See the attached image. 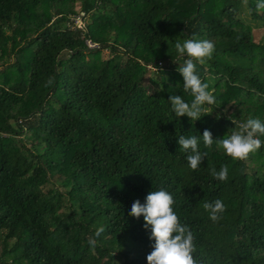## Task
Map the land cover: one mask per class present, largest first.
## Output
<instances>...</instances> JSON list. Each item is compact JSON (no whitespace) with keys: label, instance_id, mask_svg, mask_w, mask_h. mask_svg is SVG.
<instances>
[{"label":"trees","instance_id":"16d2710c","mask_svg":"<svg viewBox=\"0 0 264 264\" xmlns=\"http://www.w3.org/2000/svg\"><path fill=\"white\" fill-rule=\"evenodd\" d=\"M242 4L0 0V264H148L155 240L131 207L161 188L193 232L198 264H264V143L239 160L200 137L207 157L196 170L178 144L264 121V41L239 19ZM245 4L264 24L257 0ZM75 15L88 19L84 31ZM177 37L215 44L204 63L213 73L197 63L215 104L195 122L168 101L194 99L177 71L188 58ZM224 165L222 182L211 169ZM217 199L226 211L213 222L203 205Z\"/></svg>","mask_w":264,"mask_h":264},{"label":"clouds","instance_id":"9594fccd","mask_svg":"<svg viewBox=\"0 0 264 264\" xmlns=\"http://www.w3.org/2000/svg\"><path fill=\"white\" fill-rule=\"evenodd\" d=\"M256 8L258 11L264 9V0H257ZM175 49L179 55L186 54L188 57L177 71L183 77L184 91L190 92L194 99L189 103L181 95H175L171 96L168 101L177 117L187 116L190 121L195 122L209 111L205 105L215 104V97L208 90V84L203 83L197 73V63L202 65L206 58H211L215 44L212 40L195 37L181 42L177 37ZM232 122L235 124L233 120ZM260 136H264V121L259 118H249L239 125V130H232L221 140H214L212 133L206 129L199 137L180 135L178 144L185 151L191 150L187 161L190 168L196 170L207 157L206 152L199 151L200 137L205 147H211L215 143L225 151L226 155L233 159L243 160L250 153L261 148L264 141H261ZM228 174L227 165L222 166L218 172L215 168L211 169V175L222 182L228 179ZM174 203L173 195L161 188L158 191H151L144 204H141L139 200L132 204L130 215L135 218L143 216L145 228L151 227L150 238L155 240L154 250L147 256L148 264H198L193 257L196 250L193 232L180 222L173 210ZM203 207L209 211L213 222L218 221L220 215L226 211V206L220 199L211 203L206 202ZM104 231V227H99L95 231V237L98 238ZM88 244L95 248L97 239L90 236Z\"/></svg>","mask_w":264,"mask_h":264},{"label":"rangeland","instance_id":"374dc122","mask_svg":"<svg viewBox=\"0 0 264 264\" xmlns=\"http://www.w3.org/2000/svg\"><path fill=\"white\" fill-rule=\"evenodd\" d=\"M242 1H243L242 9H241L240 13L238 14L239 19L243 23H245L246 25L251 27V32L253 34V37H254L255 41H264V24L260 23L259 21H255V20L252 19L251 15H250V12H249V9L247 8V5L245 4L246 0H242ZM75 11H77V12L79 11V6L78 5H77ZM77 16L78 15H75L74 17H76V18H73V20H72L74 22V24L77 23V25L80 26V27H84V26H86L88 24V23H86V22H88L87 18H86L87 21L85 22L83 19L81 20ZM5 31L7 32L8 29H6ZM7 34H9V32H7ZM102 57L103 58H107L108 57V52L107 51H103L102 52ZM203 65H204V69H205V71L207 73H210V74L213 73V71L210 70L208 65H206V64H203ZM159 67L162 68L163 65H160ZM150 70L155 71L157 69H150ZM145 87H146V89L148 90L149 93H152V92H154V91L159 89V86L157 84H149L147 81L145 82ZM50 180L51 181H56V177H52Z\"/></svg>","mask_w":264,"mask_h":264},{"label":"built area","instance_id":"2783aa9c","mask_svg":"<svg viewBox=\"0 0 264 264\" xmlns=\"http://www.w3.org/2000/svg\"><path fill=\"white\" fill-rule=\"evenodd\" d=\"M77 17H78L79 19L82 20V18H81L80 16H77ZM73 18H76V17H73ZM73 18L70 19V22L73 23V29H74V30H75V29H78V30H82V31H84L85 28H86V26H84V27H80V26L77 25V23L74 24V22L72 21ZM76 22H77V21H76ZM86 44H87V46H88L89 48H95V47H96V45H95V44H92L90 41H87ZM89 45H90V46H89Z\"/></svg>","mask_w":264,"mask_h":264}]
</instances>
